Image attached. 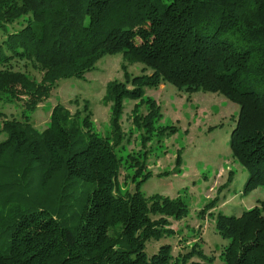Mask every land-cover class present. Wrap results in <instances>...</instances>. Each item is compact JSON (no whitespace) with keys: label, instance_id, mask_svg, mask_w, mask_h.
Listing matches in <instances>:
<instances>
[{"label":"trees","instance_id":"1","mask_svg":"<svg viewBox=\"0 0 264 264\" xmlns=\"http://www.w3.org/2000/svg\"><path fill=\"white\" fill-rule=\"evenodd\" d=\"M0 33V100L21 107L19 119L0 112V264H264V201L216 218L228 244L214 263L197 244L147 257L146 244L172 237L170 220L189 210L140 190L152 177L146 144L175 133L156 125L159 107L144 96L160 84L237 105L229 147L248 174L243 193L264 187V0H0ZM117 53L142 69L130 76L122 65L124 81L105 86L108 134L93 129L87 104L72 115L56 105L44 130L32 126L59 81L83 80ZM126 99L138 101L130 116L141 146L122 157L133 133L121 127ZM123 164L134 188L122 193Z\"/></svg>","mask_w":264,"mask_h":264},{"label":"rangeland","instance_id":"2","mask_svg":"<svg viewBox=\"0 0 264 264\" xmlns=\"http://www.w3.org/2000/svg\"><path fill=\"white\" fill-rule=\"evenodd\" d=\"M3 36L0 33V41ZM122 65L130 76L141 74L140 64H128L124 62L122 53H117L103 57L83 80L59 81L49 98L40 103L31 115L32 126L37 131L44 130L56 105H62L72 115L87 104L93 129L102 136L108 134L111 104L103 99L105 86L112 81H124ZM14 68L40 80L41 74L29 64L19 62ZM144 96L159 107L160 119L156 125L173 127L175 133L159 137L155 134L146 144L149 150L146 168L152 177L142 185L141 193L145 196L160 194L169 198L178 197L184 200L189 210L186 218L170 220V228L175 232L172 237L148 242L145 253L150 257L161 245L170 244L172 255L176 256L188 252L197 244L204 255L213 257L214 263H219L220 254L228 241L217 233L216 218L220 214L240 216L243 211L264 201V187L243 193L248 174L232 156L229 147L238 107L219 94L201 91L187 94L169 84H160L156 89L147 88ZM137 102L124 101L121 127L123 131L132 130L133 133L130 144H125L124 150L119 152L122 157L130 151L139 150L141 146L130 116ZM144 110L145 106L141 108V111ZM0 112L6 118L19 119L21 107L18 103L0 100ZM3 139L0 134V141ZM133 172L127 164H123L118 179V189L122 193L133 190Z\"/></svg>","mask_w":264,"mask_h":264}]
</instances>
